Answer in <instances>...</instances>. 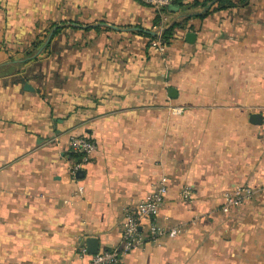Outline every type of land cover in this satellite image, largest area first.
Wrapping results in <instances>:
<instances>
[{"label": "crops", "instance_id": "0c3cea01", "mask_svg": "<svg viewBox=\"0 0 264 264\" xmlns=\"http://www.w3.org/2000/svg\"><path fill=\"white\" fill-rule=\"evenodd\" d=\"M169 7L155 24L136 0H0V264H87V239L117 250L126 212L161 184L165 234L143 227L123 264H264V0L162 45L183 16ZM71 137L96 146L77 182ZM243 186L252 200L224 214Z\"/></svg>", "mask_w": 264, "mask_h": 264}, {"label": "built area", "instance_id": "2783aa9c", "mask_svg": "<svg viewBox=\"0 0 264 264\" xmlns=\"http://www.w3.org/2000/svg\"><path fill=\"white\" fill-rule=\"evenodd\" d=\"M148 7H151L159 14L161 22L165 18L161 16L160 11L169 7L177 0H136ZM190 1V0H184ZM68 148L71 153L80 155V161L74 163L69 161L68 174L73 182L78 181V173L83 171L96 151L95 144L85 137H71L68 142ZM79 192L82 188L78 189ZM167 195V189L164 184L159 185L151 194L145 196L132 210L126 212L121 234L120 248L117 250H103L96 255L90 256L87 264H123L120 259L130 251L141 248L145 243L142 229L146 227L149 242L156 243L162 234H165L154 223L164 199ZM253 190L247 186L235 188L224 195L222 212L230 214L235 209L247 204L253 198ZM179 229H173L167 233V237L175 238L180 235ZM86 249L81 250V256H86Z\"/></svg>", "mask_w": 264, "mask_h": 264}, {"label": "trees", "instance_id": "16d2710c", "mask_svg": "<svg viewBox=\"0 0 264 264\" xmlns=\"http://www.w3.org/2000/svg\"><path fill=\"white\" fill-rule=\"evenodd\" d=\"M210 5V8H207ZM248 5V0H208L204 2H199L198 0H177L170 6L175 10H178L180 15L179 19L173 24L172 27L164 29L161 32L159 41L162 45H168L174 37H176L177 32H183L188 29V22L190 20L202 21L207 18L211 13L218 11H225L236 8H246ZM212 8V9H211ZM170 7L164 8L160 11L162 17L169 12ZM200 12V13H199ZM179 15V16H180ZM161 18L156 20L155 24L160 23ZM41 43L33 45L34 51L40 47ZM70 159L74 163L80 161V155L71 153Z\"/></svg>", "mask_w": 264, "mask_h": 264}, {"label": "water", "instance_id": "95a60500", "mask_svg": "<svg viewBox=\"0 0 264 264\" xmlns=\"http://www.w3.org/2000/svg\"><path fill=\"white\" fill-rule=\"evenodd\" d=\"M106 27H107V28H110V29H112V30H115V31H118V30H119V29H117V28H114V27H111V26H107V25H106ZM148 34L154 36L153 33H148ZM50 37H51V35H50L49 38L47 39L45 45L49 42ZM194 39H195V35H194V34H192V33H187V34H185L184 41H185L186 43H188V44H192L193 41H194ZM45 45L42 47V49L45 47ZM42 49H41V50H42ZM41 50L39 51V53L41 52ZM39 53H38V54H39ZM23 88H24V90H26V91H31V88L28 87L27 84H25V83L23 84ZM175 96H176V91H175L174 89H169V91H168V97H169V98H175ZM249 123H250L251 125H253V126H261L262 123H263V120H262V118H261V115H258V114H256V115H251V116H250V119H249ZM82 177H83V172L78 173V178L80 179V178H82ZM85 247H86V252H87V254L90 255V256L96 255V254L99 252V249H98V243H97V241H96L95 239H87V240L85 241Z\"/></svg>", "mask_w": 264, "mask_h": 264}]
</instances>
